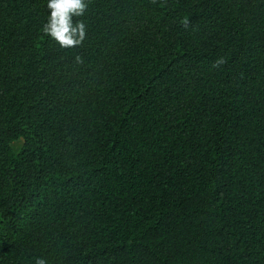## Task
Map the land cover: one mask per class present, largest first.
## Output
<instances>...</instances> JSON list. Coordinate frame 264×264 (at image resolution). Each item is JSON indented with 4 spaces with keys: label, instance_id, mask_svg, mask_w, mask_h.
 I'll return each instance as SVG.
<instances>
[{
    "label": "trees",
    "instance_id": "obj_1",
    "mask_svg": "<svg viewBox=\"0 0 264 264\" xmlns=\"http://www.w3.org/2000/svg\"><path fill=\"white\" fill-rule=\"evenodd\" d=\"M88 2L0 0V264H264V0Z\"/></svg>",
    "mask_w": 264,
    "mask_h": 264
},
{
    "label": "clouds",
    "instance_id": "obj_2",
    "mask_svg": "<svg viewBox=\"0 0 264 264\" xmlns=\"http://www.w3.org/2000/svg\"><path fill=\"white\" fill-rule=\"evenodd\" d=\"M47 8L50 15L42 27L43 34L63 49L82 46L87 38V25L79 18L83 17L89 8L88 0H48ZM75 59L77 63L83 62L79 55ZM221 63L222 59L217 61V65ZM35 264H47V261L37 258Z\"/></svg>",
    "mask_w": 264,
    "mask_h": 264
}]
</instances>
